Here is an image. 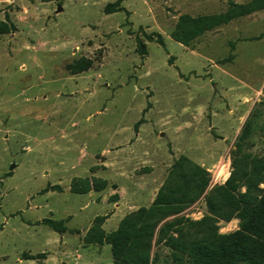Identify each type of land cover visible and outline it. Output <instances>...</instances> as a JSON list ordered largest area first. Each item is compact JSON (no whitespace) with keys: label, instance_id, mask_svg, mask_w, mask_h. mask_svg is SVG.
Returning <instances> with one entry per match:
<instances>
[{"label":"rangeland","instance_id":"374dc122","mask_svg":"<svg viewBox=\"0 0 264 264\" xmlns=\"http://www.w3.org/2000/svg\"><path fill=\"white\" fill-rule=\"evenodd\" d=\"M115 1L0 0V264H114L108 243L84 242L94 218L107 214L110 232L149 205L180 155L207 169V191L224 182L245 120L264 107V8L185 46L171 36L179 16L252 0H121L104 13ZM244 152L264 156V116ZM93 176L106 189L70 190ZM183 214H208L205 200ZM152 254L191 264L164 244Z\"/></svg>","mask_w":264,"mask_h":264},{"label":"trees","instance_id":"16d2710c","mask_svg":"<svg viewBox=\"0 0 264 264\" xmlns=\"http://www.w3.org/2000/svg\"><path fill=\"white\" fill-rule=\"evenodd\" d=\"M120 1L107 3L104 13L124 8ZM264 8V0L233 4L226 12L179 16L171 33L172 38L189 46L197 37L228 23L239 15ZM3 31H6V25ZM150 38V37H149ZM159 42L163 44L159 36ZM140 54L144 44L138 41ZM86 65L80 69L85 70ZM264 107L254 109L245 120L232 148L231 171L227 179L207 191L209 172L185 155H180L148 206H140L125 214L116 229L106 232L102 224L108 215H97L85 234V244L108 243L114 264H154L152 247L164 244L176 260L183 257L191 264H264V156L244 152L251 142ZM108 181L102 177H74L70 190L86 194L102 191ZM53 189L59 188L52 186ZM118 194L110 196L117 201ZM205 200L208 214L191 219L183 212L200 199ZM238 220V227L230 232L219 231V221ZM43 223L62 233L61 222L45 218ZM188 225V229H184Z\"/></svg>","mask_w":264,"mask_h":264},{"label":"crops","instance_id":"0c3cea01","mask_svg":"<svg viewBox=\"0 0 264 264\" xmlns=\"http://www.w3.org/2000/svg\"><path fill=\"white\" fill-rule=\"evenodd\" d=\"M152 181H154V179H152ZM161 186V184L159 185V187ZM158 187V188H159ZM158 188L156 189V191L158 190ZM156 193V192H155ZM155 193L152 195V197H151V200H150V203L153 201V199H154V196H155ZM114 205L116 206V209L117 208H119L120 207V202L118 201H115V203H114ZM150 205V204H149ZM148 206V205H147ZM137 209V208H136Z\"/></svg>","mask_w":264,"mask_h":264}]
</instances>
